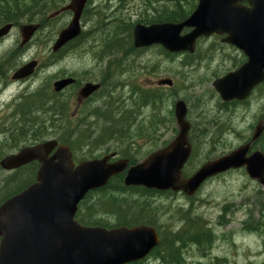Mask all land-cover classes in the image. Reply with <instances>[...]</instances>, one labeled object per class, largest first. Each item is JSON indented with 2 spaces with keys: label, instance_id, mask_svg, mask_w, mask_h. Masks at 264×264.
Listing matches in <instances>:
<instances>
[{
  "label": "water",
  "instance_id": "1",
  "mask_svg": "<svg viewBox=\"0 0 264 264\" xmlns=\"http://www.w3.org/2000/svg\"><path fill=\"white\" fill-rule=\"evenodd\" d=\"M87 1L71 0L60 10L71 12L72 17L59 33L52 52L80 36V18ZM9 28L10 25L0 28V38ZM26 29L28 41L37 26L29 25ZM211 36L222 37V43L245 57L240 67L212 82L213 90L223 103L246 100L264 82V0H198L183 22L135 24L132 29L134 48L160 46L170 54H193L197 40ZM35 66V61L27 63L12 78L31 76ZM74 82L73 78H63L53 83V89L60 92ZM156 84L170 87L172 81L162 79ZM98 89V84L86 83L79 90V98L85 99ZM186 112L182 100L175 102L176 137L168 146L135 165L128 166L125 159L110 163L115 157L112 153L75 166L70 149L65 145L57 147L53 140L5 158L1 166L7 170L31 161L40 165L35 182L0 206V264H130L145 259L159 244L153 227L104 229L82 226L74 219L79 203L89 192L104 187L112 177L122 173L126 187L180 192L190 197L207 180L244 168L246 175L264 188V154L250 153L252 144L264 132L261 123L248 143L204 163L190 177L182 178V169L191 154Z\"/></svg>",
  "mask_w": 264,
  "mask_h": 264
},
{
  "label": "rangeland",
  "instance_id": "2",
  "mask_svg": "<svg viewBox=\"0 0 264 264\" xmlns=\"http://www.w3.org/2000/svg\"><path fill=\"white\" fill-rule=\"evenodd\" d=\"M90 1L89 8L92 13L99 12L97 13L99 17L104 10L109 13L108 15L134 23L141 12L140 0L130 1L122 7L118 5L117 0ZM95 19L96 15L82 24L84 32L96 31V29H92L95 28ZM69 20L68 15H62L56 20H51L49 26L60 28L61 24L63 25ZM92 40L77 42V45L63 53L62 60L58 64L49 69L41 68L36 71L27 83L28 92L41 86L50 85L60 71L62 72H60V76L71 74L78 82L76 86L78 89L85 82H91L95 77H100L107 65L111 66L116 80H119V73L118 70H114V67H122L127 70L122 78L144 89L156 88L158 80L171 79L178 97L175 101L169 99L165 103L163 107L164 116L169 110L173 111L174 103L178 99L185 100L187 112H189L186 119L191 126H195L199 130L205 123L207 124L206 132L211 133L221 129V135L218 138H215L211 133H206L205 136L201 137L196 132L197 135L192 136L190 144L196 153L188 169L191 172L190 175L204 163L229 154L251 137L260 120L261 113L264 111V87L254 92L246 106L237 107L234 110L228 109V111H222L218 108L217 101L222 102L212 88V82L216 78L234 71L242 64L239 65V63L235 64L234 62L243 57L236 49L229 46L215 47L211 58L200 60L201 62L187 67L181 66L179 58L167 59L164 57L158 52V47H151L144 53H138L129 59L118 55L115 57L116 59L113 58L112 63L111 60L107 62L106 60L103 62L98 60V56H102L100 54L101 49L98 48V43H94ZM213 41V39H205L204 45H201L202 49L207 48ZM46 49V46L33 41L27 49V58H39L43 65ZM120 74L122 75L123 72L120 71ZM162 88L165 93H168L166 87ZM19 89V87L12 85L0 96V109L3 107L2 102L9 104ZM128 91L129 87L127 86L122 90L117 88L116 93L112 96L114 99L111 101L114 103L116 101L123 102L125 106L130 105ZM212 91L214 92L213 95L211 94ZM74 92L70 89L66 93L73 95ZM105 101L110 102V100ZM103 102L104 100L96 104L92 102L95 104L94 109L103 107L101 104ZM74 103V99L69 102L70 118L75 113ZM149 110H152V107L140 109V115H138V122L145 128L152 119ZM8 112L11 111H5V108L2 111L1 109L0 121ZM153 116L159 117V105L155 108ZM86 120L88 123L95 122L91 118ZM71 122L75 121L72 120ZM97 126L98 124L94 128ZM156 130L153 137L136 139L134 145L130 147L138 162L145 159L149 153L166 146L175 138L178 127L174 116H172V120L170 119ZM260 144L264 147V137L260 139ZM119 147L120 145L109 142L98 153L106 149H119ZM154 202L159 205L160 216L157 223L161 230L180 229V226H184V224L178 220V217L184 212H188L189 218L201 219V224L208 227L212 232L211 251L200 255L195 247L189 246L183 253V264H264V188L257 181L250 179L244 170L230 171L210 179L193 196L188 197L175 193L157 198ZM248 226L251 228L250 230L246 229ZM252 228H258V230ZM216 259L218 260L216 261ZM145 264L159 263L146 258Z\"/></svg>",
  "mask_w": 264,
  "mask_h": 264
},
{
  "label": "trees",
  "instance_id": "3",
  "mask_svg": "<svg viewBox=\"0 0 264 264\" xmlns=\"http://www.w3.org/2000/svg\"><path fill=\"white\" fill-rule=\"evenodd\" d=\"M66 1L67 0H0V25L14 22V18L17 16L22 17L23 11L21 10L33 3H37V5H30L32 9L28 7L27 23L38 22L41 25L45 24V15L58 10ZM130 1L133 0H117V3L122 7ZM197 2L198 0H140L141 12L137 20L134 23H130L116 16L108 15L109 13H106L104 10L99 17V14H97L99 12L92 13L89 8L91 1H89L83 11L82 20L85 22L90 17L96 15L94 23L96 32L95 30L89 32L83 31L76 39L75 43H80L83 39L87 40V38L94 39L93 42L98 43V48L101 49L100 54L102 56H98V59L101 61L106 60L107 62L111 60L113 63V60L116 59L115 57L118 55L129 59V57L139 52V50L132 46V28L134 24L140 23L143 25H150L163 22H183L193 12ZM209 39H213L214 41L205 49L201 47V45H204L203 41L205 39L198 40L193 54H168L159 47L158 52L163 56L165 55L164 57L167 59L179 58L181 66H192L197 64L200 60L211 58L214 54L215 47L222 48L226 46L220 42L219 37H211ZM69 46L73 48L75 44L72 43L69 44ZM234 62L240 65L243 62V57ZM114 70H118L119 80H116L115 76L112 74L111 66L105 68V72L103 70L104 73L101 75L104 77L101 81V90L105 91L104 89H111L108 90L106 94L110 102L104 101L102 103L103 107L97 108L98 112L96 108H92V110L87 109L83 114L84 119L78 120V122H71L73 120L69 117L71 94L68 95L65 92L63 109L61 110L63 118L62 124L59 125V127L53 123L47 126L48 131L51 130V128L54 130L49 131L46 136H53L58 142L68 146L76 161L97 158L98 156L96 153L109 142H112L116 145H120L119 149L112 151H117L121 158L127 159L129 164L133 165L138 162L130 149V147L134 145V141L140 138L153 137L158 127L163 126L170 119L172 120L173 111L169 110L164 116L163 107L169 99L173 101L177 99L178 94L174 87L166 88L168 89V93H165L162 87L144 89L122 78L127 70H125L122 75L120 74V68L118 66H115ZM125 86L129 87L128 97L131 104L123 106V102L120 103L116 101V103H114L111 101L114 99L112 95L116 87L124 88ZM71 90H73V88ZM211 94L213 95L214 92L212 91ZM34 97H41V94L39 93L38 95L32 96V99ZM38 102L43 103L44 101L40 100ZM55 102L56 100L54 99V103ZM158 105L159 117L157 118L153 116V113ZM217 106L222 111H228V109L234 110L236 108L233 102L220 103L217 101ZM45 107L48 108H44L39 104L36 107L27 108V127L29 126L32 134L27 140L40 139L36 138L34 133L40 123L36 117L37 112L42 111L46 114H50L46 116L49 120L48 122H50L51 117L56 118V111L51 109L50 106ZM151 107L152 110L149 111H151L152 119L149 121L147 128H145L138 122V115H140V109H148ZM51 111H53V114H51ZM187 113L189 114V112ZM87 118L94 119L95 122L88 123L86 120ZM133 119L135 121H133ZM51 121L56 122V120ZM96 124H98V126L94 128ZM206 129L207 124L205 123L199 130L190 124L189 142L191 143L192 136L197 134L201 135V137L205 136L206 133L210 134L211 132H206ZM196 132L197 134H195ZM39 134L40 136L42 135L41 132H39ZM211 134L214 135L215 138H218L221 135V129ZM254 148L264 153V147L260 144V141L254 144ZM195 153V149H192L190 158L184 167V172H182L184 178H187L191 173L188 169L195 157ZM32 176L31 169H27L29 183ZM18 184L19 183L16 184L15 192L20 191V189H18ZM170 195H174V193L169 191L158 192L155 190H147L142 187H126L123 184V175H118L111 178L104 187L91 191L84 197L82 202L78 205L75 220L86 227L105 229L134 227L139 225L153 227L159 235V244L151 251L147 258L153 259L159 264H183V253L189 246L195 247L200 255H204L205 252L211 251L213 242L212 232L208 227H204L203 224H201V219H191L188 217V212L184 211V213L178 217V220L183 222L184 226L181 225L180 229L177 230H174V228L161 230L157 223L160 216V209L159 205L155 204L154 201L157 198ZM246 229L250 230L251 228L248 226ZM252 229L258 230V228ZM145 261L146 259L130 264H145Z\"/></svg>",
  "mask_w": 264,
  "mask_h": 264
},
{
  "label": "flooded vegetation",
  "instance_id": "4",
  "mask_svg": "<svg viewBox=\"0 0 264 264\" xmlns=\"http://www.w3.org/2000/svg\"><path fill=\"white\" fill-rule=\"evenodd\" d=\"M26 9L27 8H23L21 10L23 11V16L14 18L15 19L14 22L0 25V28L5 25H10V28L7 31V33L2 38H0V49H1L0 50V96H2V94H4L9 89V87L12 85H15L20 88L16 96L12 98L9 104H5L4 102H2V105H3V107L1 108L2 111L5 108V111L10 110L11 112L10 113L8 112L6 116L3 118V120L0 121V206L5 201L15 196L16 194L21 193L22 191L27 189L30 185H32L35 182L36 173L40 165L38 161H31L28 164H24L18 168L7 170L1 166V162L5 158L15 156L23 149L39 145V144H42L50 140L55 141L57 143V147L59 145H64L58 142V140L55 137L53 136L48 137L46 136V134H48L49 131L54 130L53 128H51V130L48 131L47 129L48 124L53 123L59 127V125H61L63 122L61 110L63 109V99H64L65 92H67L68 90L72 88H73V91H75L74 98L71 95V99H70L72 101L74 99V102H75L74 103L75 113L72 115L71 118L77 122L78 120L84 119L83 118L84 111H86L87 109L91 110L92 108H94L93 106L99 101H102V100L109 101L110 100L109 97H107L106 95L107 91L110 89H104L105 91L101 90V81L104 78L103 76L100 75V77H95L91 82H85L83 84V85H85L86 83L98 84L99 89L96 92L92 93L89 97L82 99V98H79L78 94H79V90L81 89L83 85L79 86L78 89H76L77 80L71 74L68 76H65V75L60 76V74L62 73L61 71H60L61 73L59 72V74L56 75L55 80L51 82L50 85L41 86V87L36 88L33 91L28 92L27 83L32 79V76L35 75V72L41 68L49 69L53 67L55 64H58V62L62 60L63 53H65L68 49H71L69 44L74 43L76 45L77 43H75L76 40H73L67 45H65L64 47H62L61 49H59L57 52L55 53L52 52L51 50L52 46L54 45L61 30H63L66 27L67 22L64 23L63 25L61 24L60 28L58 27L53 28L52 26H49L50 24L49 22L51 20H54V19L56 20L60 18L62 14L67 13V11L60 13L59 12L60 9H58L54 12H51L50 15L48 16L46 14L44 17L46 23L43 24L42 26L38 22L27 23V10ZM83 23L84 22L81 18V25ZM29 25L37 26V29L31 35L30 39L27 41L26 27ZM33 41H37L40 45L47 47L46 58H45V62H43V65L40 63L39 58H35V57L27 58V49ZM149 48L139 49L138 53L142 54ZM31 61L36 62V66L34 68L33 74L23 79L14 80L12 78V75L17 70L27 65V63ZM107 67L108 65L105 68ZM103 70L105 72V69ZM125 70L126 69H123L122 67L120 68L121 72H124ZM64 77L74 78L75 79L74 84L60 92H55L53 89V83L57 80L63 79ZM263 87H264V83L260 84L258 87H256L253 90L251 95L242 102H237V101H232V102L235 104L236 108L246 106L249 102L250 97L254 94V92L256 90L257 91L261 90ZM117 88L118 87H116V89ZM118 89L122 90L123 88H118ZM39 93L41 94V97H34L32 99V96L38 95ZM115 93H116V90L114 91L113 95ZM29 98H30V101H29ZM54 99L56 100L55 103H54ZM40 100H43L44 102L43 103L38 102ZM92 102H94L95 104H93ZM228 103H231V102H228ZM39 104L43 106L44 108H48L45 106H50L51 109L55 110L56 118L51 117L50 122H48L49 120L47 119L46 116L50 114H46L42 111L37 112L36 117L40 121V123L38 124L39 127L36 129L35 135H36V138H40V139H28L27 140V138L32 136L30 132L31 129L27 127V108H31L33 106L36 107ZM123 106L125 105L123 104ZM51 114H53V111H51ZM51 120H54V121L56 120V122H52ZM258 123H261L264 126V111L261 113V117ZM39 132L42 133L41 135L42 137L40 136ZM37 135L39 137H37ZM263 137H264V132L261 138ZM250 138L248 140H250ZM261 138H259V140ZM253 145L251 146L250 153L255 151L253 148ZM56 148L50 152L48 157H51L54 154ZM162 148H159L157 150H160ZM112 153L115 154V157L109 160L110 163L116 162L117 160H120V159H124L120 157V154L117 151H112L108 149L104 151L102 150L97 155H98V158H100V157L110 155ZM72 160H73L74 165L78 163L73 159V157H72ZM128 166H131V164H129ZM27 169H31V175H33L30 179V183L28 182V178H27ZM3 174H6V175H3ZM17 183H19L18 184V189H20L19 192H15ZM217 260L218 259H216V261Z\"/></svg>",
  "mask_w": 264,
  "mask_h": 264
},
{
  "label": "bare ground",
  "instance_id": "5",
  "mask_svg": "<svg viewBox=\"0 0 264 264\" xmlns=\"http://www.w3.org/2000/svg\"><path fill=\"white\" fill-rule=\"evenodd\" d=\"M14 5H15V4H14ZM30 5H31V4H30ZM30 5H29L28 7H30ZM33 5L36 6L37 3H36V4L33 3L31 6H33ZM13 7H14V6H13ZM28 7H27V9H26L27 11H28ZM30 8L32 9V7H30ZM37 8H38V6H37ZM9 9H10V8H9ZM39 9H40V8H39ZM1 11H2V10H1ZM38 11H39V10H38ZM39 12H40V11H39ZM15 15H16V14H15ZM3 16H4V15H3ZM17 17H18V16H17ZM17 17H15V18H17ZM92 23H93V22H92ZM42 26H43V24H42ZM92 29H95V28H92ZM95 32H96V31H95ZM95 32H92V33H95ZM86 35H87V34H86ZM88 35H89V34H88ZM87 39H89V38H87ZM91 39H92V38H91ZM91 39H90V40H91ZM83 40H85V39H83ZM93 40H94V39H93ZM93 40H92V41H93ZM83 45H84V44H83ZM87 45H88V44H87ZM87 45H86V46H87ZM89 46H90V45H89ZM122 49H123V48H122ZM124 53H126V52H124ZM129 56H130V55H129ZM114 57H115V56H114ZM127 59H128V58H127ZM112 72H113V71H112ZM107 74H108V73H107ZM112 74H113V73H112ZM108 89H109V88H108ZM110 90H111V89H110ZM27 111H28V110H27ZM97 112H98V109H97ZM89 114H90V113H89ZM91 116H92V115H91ZM98 116H99V115H98ZM100 117H101V116H100ZM33 118H34V117H33ZM30 119H31V118H30ZM133 121H135V120L133 119ZM126 124H129V123H126ZM28 127H29V126H28ZM125 129H126V128H125ZM27 131H28V130H27ZM35 132H36V131H35ZM35 132H34V133H35ZM120 134H122V133H120ZM37 136H38V135H37ZM119 138H120V137H119Z\"/></svg>",
  "mask_w": 264,
  "mask_h": 264
}]
</instances>
